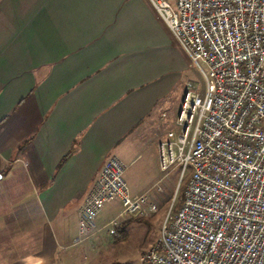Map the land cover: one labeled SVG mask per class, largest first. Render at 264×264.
<instances>
[{
    "label": "crops",
    "instance_id": "obj_1",
    "mask_svg": "<svg viewBox=\"0 0 264 264\" xmlns=\"http://www.w3.org/2000/svg\"><path fill=\"white\" fill-rule=\"evenodd\" d=\"M185 57L147 0H0V264L55 263L108 153L153 181L128 168Z\"/></svg>",
    "mask_w": 264,
    "mask_h": 264
},
{
    "label": "built area",
    "instance_id": "obj_2",
    "mask_svg": "<svg viewBox=\"0 0 264 264\" xmlns=\"http://www.w3.org/2000/svg\"><path fill=\"white\" fill-rule=\"evenodd\" d=\"M147 2L206 69L203 89H184L175 128L156 143L160 170L180 167L181 197L138 264H264V0ZM129 162L105 156L70 213L68 245L95 230L108 202L127 214L157 210L160 179L131 193Z\"/></svg>",
    "mask_w": 264,
    "mask_h": 264
},
{
    "label": "rangeland",
    "instance_id": "obj_3",
    "mask_svg": "<svg viewBox=\"0 0 264 264\" xmlns=\"http://www.w3.org/2000/svg\"><path fill=\"white\" fill-rule=\"evenodd\" d=\"M167 1L172 5L173 0ZM184 54L186 57L179 71V85L184 89L189 85L193 90L200 92L204 87L201 68L206 67L202 62H193L185 52ZM166 104L167 109L161 112L158 119L153 117L151 129L145 133L143 139L162 137L166 130L175 128L176 114L171 109L169 100ZM140 146L141 144L134 149H140ZM179 174V166L160 170L157 157L149 156V150L146 149L128 168L127 177L133 190L142 189L152 179L148 186L160 179L163 194L160 196L157 210L143 214H127L122 211L119 202L106 203L97 219L95 230L77 244L58 246L54 264H138L139 255L157 239L166 211L170 209L173 212L180 201L182 180L178 181ZM184 179L185 177L183 181ZM112 219L114 223L111 225ZM109 227H113L115 233H110Z\"/></svg>",
    "mask_w": 264,
    "mask_h": 264
},
{
    "label": "trees",
    "instance_id": "obj_4",
    "mask_svg": "<svg viewBox=\"0 0 264 264\" xmlns=\"http://www.w3.org/2000/svg\"><path fill=\"white\" fill-rule=\"evenodd\" d=\"M65 157V155L63 156V158Z\"/></svg>",
    "mask_w": 264,
    "mask_h": 264
}]
</instances>
